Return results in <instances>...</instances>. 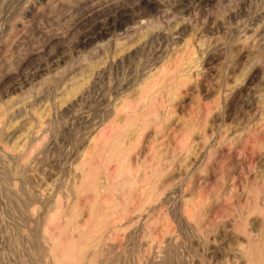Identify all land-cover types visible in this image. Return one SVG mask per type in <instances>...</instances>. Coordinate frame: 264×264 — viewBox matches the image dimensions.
I'll use <instances>...</instances> for the list:
<instances>
[{"label": "rangeland", "instance_id": "obj_1", "mask_svg": "<svg viewBox=\"0 0 264 264\" xmlns=\"http://www.w3.org/2000/svg\"><path fill=\"white\" fill-rule=\"evenodd\" d=\"M263 237L264 0H0V264H252Z\"/></svg>", "mask_w": 264, "mask_h": 264}, {"label": "bare ground", "instance_id": "obj_2", "mask_svg": "<svg viewBox=\"0 0 264 264\" xmlns=\"http://www.w3.org/2000/svg\"><path fill=\"white\" fill-rule=\"evenodd\" d=\"M263 248H264V246H263ZM261 256L264 257V250H263V252L261 251V254L258 253V254H256V256L254 255V258L252 259L251 263L252 264H264V259H262V260L260 259ZM64 257H66V255H64Z\"/></svg>", "mask_w": 264, "mask_h": 264}]
</instances>
